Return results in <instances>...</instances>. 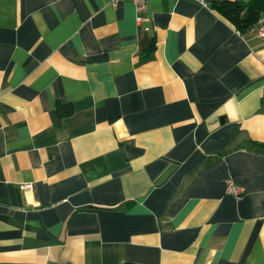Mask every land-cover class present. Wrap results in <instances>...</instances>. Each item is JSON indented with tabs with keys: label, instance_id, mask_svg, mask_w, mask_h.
Masks as SVG:
<instances>
[{
	"label": "crops",
	"instance_id": "crops-1",
	"mask_svg": "<svg viewBox=\"0 0 264 264\" xmlns=\"http://www.w3.org/2000/svg\"><path fill=\"white\" fill-rule=\"evenodd\" d=\"M216 1L0 0V264H264V37Z\"/></svg>",
	"mask_w": 264,
	"mask_h": 264
},
{
	"label": "trees",
	"instance_id": "trees-1",
	"mask_svg": "<svg viewBox=\"0 0 264 264\" xmlns=\"http://www.w3.org/2000/svg\"><path fill=\"white\" fill-rule=\"evenodd\" d=\"M212 7L229 22L235 29L244 34L250 27L264 14V0H248L247 2L238 1H216ZM72 110L70 103H60L57 105L59 115L69 113ZM258 150H264V144L254 143Z\"/></svg>",
	"mask_w": 264,
	"mask_h": 264
},
{
	"label": "built area",
	"instance_id": "built-area-1",
	"mask_svg": "<svg viewBox=\"0 0 264 264\" xmlns=\"http://www.w3.org/2000/svg\"><path fill=\"white\" fill-rule=\"evenodd\" d=\"M119 0H110L111 4H116ZM199 4L205 5V0H195ZM135 8V19L137 22L142 23L148 21V16L146 15L148 0H132ZM145 30L149 27L145 26ZM250 33L258 37H264V14L250 27L248 30ZM225 192L233 195L234 197H239L243 192V187L238 183L233 177L229 176L225 179Z\"/></svg>",
	"mask_w": 264,
	"mask_h": 264
}]
</instances>
